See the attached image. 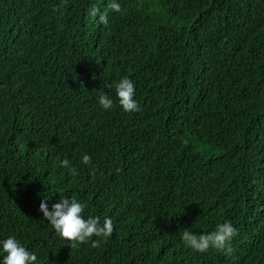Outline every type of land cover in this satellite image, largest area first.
Masks as SVG:
<instances>
[{"label":"trees","instance_id":"obj_1","mask_svg":"<svg viewBox=\"0 0 264 264\" xmlns=\"http://www.w3.org/2000/svg\"><path fill=\"white\" fill-rule=\"evenodd\" d=\"M119 2L0 0V238L40 264H264V0ZM123 76L137 113L98 104ZM64 196L111 236L59 237L39 205ZM224 221L231 254L183 245Z\"/></svg>","mask_w":264,"mask_h":264},{"label":"clouds","instance_id":"obj_2","mask_svg":"<svg viewBox=\"0 0 264 264\" xmlns=\"http://www.w3.org/2000/svg\"><path fill=\"white\" fill-rule=\"evenodd\" d=\"M68 0H62L64 6ZM109 8L111 11L121 12V4L119 0H110ZM54 11H60V6H56ZM90 15L98 16L99 22L106 25L109 23L107 11L101 10L93 6ZM114 89L115 99L103 90L99 91L98 104L103 110H111L114 104L118 102L119 106L125 113H137L141 111V106L136 98V86L132 79L128 76L121 77L112 85H108ZM81 162L85 165L92 164V158L88 154H83ZM61 165L68 168L72 175H77V169L71 166L68 159H63ZM93 175H95V166H93ZM45 197L39 205V210L54 230V232L70 242L73 248L91 242L92 246H98L100 239L105 240L111 236L113 232V221L110 217H105L103 223L96 216L83 215L86 204L77 198L64 196L59 198L55 203L49 205ZM238 230L230 221L218 223L211 232L196 234L193 231L185 230L181 234V240L186 248L197 252H207L210 248L223 251L226 255L231 254L233 249L231 241L237 235ZM0 264H40L36 252L30 251L26 246L14 235H8L6 238H0Z\"/></svg>","mask_w":264,"mask_h":264}]
</instances>
